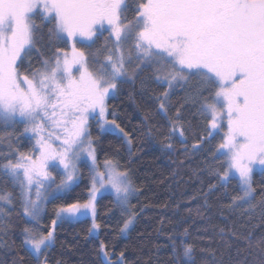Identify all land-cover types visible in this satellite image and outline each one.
I'll use <instances>...</instances> for the list:
<instances>
[{
	"label": "snow or ice",
	"instance_id": "obj_1",
	"mask_svg": "<svg viewBox=\"0 0 264 264\" xmlns=\"http://www.w3.org/2000/svg\"><path fill=\"white\" fill-rule=\"evenodd\" d=\"M49 24V37L57 45L44 53L38 44ZM105 31V44L90 63L82 48H90ZM69 42L70 50L60 46ZM33 56L38 67L32 66ZM148 71L164 89L157 100L169 123L166 139L176 137L188 151L182 110L186 104L198 105L204 134L192 152L223 161L220 168L209 167L217 180L209 190L235 182L238 194L227 207L259 208L264 217V183L254 180L257 170L264 177V0H0V123L24 124V134L31 133L28 141H35L28 152L10 141L7 152L0 151V177L19 188L26 218L22 244L11 264H49L58 222L90 214L89 235L98 232L95 201L101 190L111 194L124 217L121 234L135 223L138 211L131 200L139 188L118 161L98 163L89 122L95 121L102 133L128 137L107 101ZM192 78L198 80V89L168 116L175 89ZM145 83L141 79V85ZM218 135L220 142L212 147ZM127 143L130 146L131 140ZM163 146L173 148L172 143ZM78 165L88 169L89 199L59 206L51 225L41 227L43 202L77 184ZM15 199L7 188L0 189V247L9 252L7 218ZM181 235L187 236L188 229ZM231 235L244 242L235 258L232 241L226 240L227 260L225 252L201 247L200 264H249L254 248L258 264H264V236L254 243L252 231ZM172 251L173 264H197L195 245L173 239ZM99 252V264H125L124 252L117 256L104 241ZM242 253L247 255L241 260Z\"/></svg>",
	"mask_w": 264,
	"mask_h": 264
},
{
	"label": "trees",
	"instance_id": "obj_2",
	"mask_svg": "<svg viewBox=\"0 0 264 264\" xmlns=\"http://www.w3.org/2000/svg\"><path fill=\"white\" fill-rule=\"evenodd\" d=\"M127 15L131 19L132 13ZM36 23L42 24L40 19H37ZM50 27V24L43 27L40 34L41 42L38 47L44 53L50 50V45H57L55 38L49 37ZM108 35L107 32L103 33L90 48L83 46L82 50L90 63L97 49L104 46L105 37ZM60 46L68 48L67 44ZM28 63L26 59L25 66ZM31 63L33 67H38V58L31 57ZM151 76V71L145 72L140 79L125 84L114 98L107 101L109 111L115 113L116 123L128 133L130 147L121 136L102 133L95 122L90 123L98 163H103L105 159L118 161L122 169L129 171L133 184L139 188V192L131 200L138 211L135 223L128 234L123 236L119 229L124 217L115 209L113 198L110 195H102L96 202V223L100 225L97 235H89V219L58 223L55 230L56 242L49 252V264H56L57 261L60 264H99L102 259L99 252L101 241L117 256L123 251L125 264H173V239L177 242L183 239L186 243L195 245L197 264H200L203 258V254L199 252L201 247L223 251L227 260L226 240L232 241L233 247L230 251L235 258L236 248H242L244 242L237 241L231 235L232 232L245 236L252 231L254 243L264 236V217L260 215L259 208L247 210V206L227 207L231 204L232 197L238 194L235 182L226 189L217 185L209 190L210 185L217 184L216 177L210 173L209 167L220 168L223 161L213 160L205 152H192V145L197 143L199 135L204 134V118L197 111L198 105L186 104L182 110L187 128L185 143L188 151H185V145L178 142L176 137L166 139L170 131L169 123L159 111L157 100L164 89L157 86L150 79ZM141 79L146 81L144 86L141 85ZM198 87L199 83L195 78L178 86L171 98L172 108L168 116H174L176 108L184 102L185 97L194 94ZM109 119L113 117L109 116ZM20 132V125L9 130L0 123V137L8 135L7 138H13L16 143L14 147L28 152L31 145ZM219 142L218 135L212 147ZM166 143H172L173 148L166 149L163 146ZM78 167L81 179L77 184L70 191L52 197L44 203L41 227L47 228L51 225L59 206L87 201L90 190L88 169L81 165ZM254 180L264 183L260 172H256ZM4 188L16 197L11 216L7 218L11 230L5 238L12 252L0 247V260L11 264L13 253L19 250L22 244L21 229L25 226L26 218L22 215L18 188L0 177V189ZM141 208L143 211H139ZM184 229H188L187 236L181 235ZM221 229L224 230L223 234ZM257 253L258 249L254 248L252 255L248 257L249 264H258ZM244 255L247 253L241 254V260ZM181 264L184 262L181 261Z\"/></svg>",
	"mask_w": 264,
	"mask_h": 264
},
{
	"label": "rangeland",
	"instance_id": "obj_3",
	"mask_svg": "<svg viewBox=\"0 0 264 264\" xmlns=\"http://www.w3.org/2000/svg\"><path fill=\"white\" fill-rule=\"evenodd\" d=\"M105 32H107V31H105ZM104 32V33H105ZM108 33V32H107ZM86 46V45H85ZM67 49H69L70 50V48H71V43L69 42L68 44H67ZM103 57H101V59H102ZM94 123L95 121H90L89 123ZM5 125V124H4ZM16 125H20V135L22 134V136H24V137H26L27 138V136H30L31 135V133H29V134H24V127H25V125L24 124H10V125H5L9 130H11V129H13ZM98 129H99V127H98ZM100 130V129H99ZM226 130V129H225ZM116 135H118V136H121L124 140H125V142H126V144H127V146L128 147H130L129 146V144L127 143V140H129L128 139V137H124L123 136V134L122 133H115ZM221 135L223 134V133H220ZM8 137V135H6V136H2V137H0V151H3V152H7V150H8V143H9V141L11 142V144L14 146V144H16V143H14L13 142V138H11V139H8L7 138ZM29 142V141H28ZM35 143V141L34 140H32L31 141V143L29 142V144L31 145V147H32V144H34ZM102 164V163H101ZM257 172H259V170H257ZM53 176H55L56 177V182L57 183H59L60 182V177H59V175H57V172H53ZM18 188V187H17ZM18 190H19V188H18ZM20 191V190H19ZM41 191H43V189L41 190ZM60 194H62V193H60ZM59 195V194H58ZM102 195H110L111 196V194H109V193H106V192H103V190H101V192H97L96 193V201L95 202H97V200H98V198L99 197H101ZM32 196H33V198H35V192L33 191V193H32ZM53 196H51V195H49L48 196V198H47V200L48 199H50V198H52ZM89 197H90V190H89V193H88V199H89ZM112 197V196H111ZM87 199V200H88ZM46 202V200L43 202V205H42V207L44 206V203ZM244 206H247V205H244ZM247 210H249L248 208H247ZM81 219H89L90 220V223H91V227H92V223H93V218H92V216L89 214V215H80V216H78V217H76V218H74V219H72V220H69V221H65V222H76V221H78V220H81ZM58 223H60V222H58ZM133 226V225H132ZM132 226L129 228V230L132 228ZM129 230L126 232V233H124V234H122L123 236H126L127 234H128V232H129ZM97 233L98 232H95V233H93V235L92 236H96L97 235ZM102 256V255H101Z\"/></svg>",
	"mask_w": 264,
	"mask_h": 264
}]
</instances>
